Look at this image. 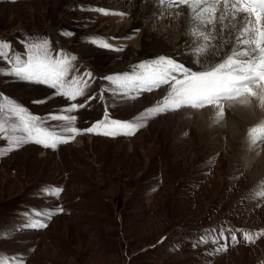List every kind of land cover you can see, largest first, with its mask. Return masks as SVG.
Returning a JSON list of instances; mask_svg holds the SVG:
<instances>
[{
    "label": "rangeland",
    "instance_id": "374dc122",
    "mask_svg": "<svg viewBox=\"0 0 264 264\" xmlns=\"http://www.w3.org/2000/svg\"><path fill=\"white\" fill-rule=\"evenodd\" d=\"M129 8L127 0H0V41L11 45L10 56L26 58L28 43L48 41L54 58L74 57L69 79L91 74L84 95L73 101L48 85L8 75L11 65L0 58V96L45 119L73 103L83 105L68 113L81 130L105 113L120 121L142 116L167 95L168 86L124 94L106 79L147 62L142 57L128 64L136 49L113 44L106 34L111 18L122 19L115 25L129 22ZM166 19L147 28L178 51L175 21ZM192 110L203 111L183 107L153 115L131 136L82 132L56 149L27 143L0 155V253L14 264H264V235L252 243L242 235L264 233V199L254 195L264 177L255 179L256 169L237 157L220 161L224 150L208 151L216 134L195 140L201 128ZM60 123L47 121L52 128ZM225 123L219 121L217 131ZM201 132L210 134L207 126ZM0 147H7L3 138ZM57 188L59 195L51 194ZM34 220L47 226L31 227Z\"/></svg>",
    "mask_w": 264,
    "mask_h": 264
},
{
    "label": "snow or ice",
    "instance_id": "6c2138e0",
    "mask_svg": "<svg viewBox=\"0 0 264 264\" xmlns=\"http://www.w3.org/2000/svg\"><path fill=\"white\" fill-rule=\"evenodd\" d=\"M169 6H186L188 10L189 32L200 41L194 49L200 70H192L170 57H158L134 66L131 73L118 74L106 79L124 94L152 91L167 85L169 91L158 104L133 121L109 119L107 113L102 121L92 127L81 130L74 126L76 116L70 115L83 105L71 104L60 114L41 118L31 114L25 107L9 97L0 96V138L7 147H0V155L17 150L27 143H36L45 148L56 149L59 144L67 143L82 132L103 134L106 136L134 135L144 122L153 115L166 111H175L183 107L203 109L213 107L215 119L224 118L223 102L241 97H255L264 108V0H161ZM105 15H123L98 9ZM225 21L231 23L232 35L224 37ZM219 22V39L212 35L214 25ZM211 28V31L209 29ZM218 41V42H217ZM104 48L113 46L103 40H93ZM231 45L228 47V45ZM121 50V49H113ZM11 45L0 41V58L5 59L11 69L7 73L19 80L40 83L55 90L69 100L83 96L88 87L90 73L83 77H70L71 60L61 54L54 58L48 41L27 44L26 58L10 56ZM87 77L88 79H86ZM261 88V93L253 90ZM40 102V101H38ZM245 99L243 103H249ZM48 120L61 122L57 128L47 125ZM250 146L264 144V122L247 130ZM62 189H54L51 194L59 195ZM257 198L264 199V183L255 192ZM60 211H63L62 209ZM36 216L45 215L37 212ZM50 218L51 213L47 214ZM47 225L34 220L31 227L44 228ZM245 241L252 243L258 235L245 232ZM232 240L238 242L237 236ZM202 242H207L204 239ZM226 250L221 248L219 251ZM0 264H9V260L0 257Z\"/></svg>",
    "mask_w": 264,
    "mask_h": 264
},
{
    "label": "bare ground",
    "instance_id": "6f19581e",
    "mask_svg": "<svg viewBox=\"0 0 264 264\" xmlns=\"http://www.w3.org/2000/svg\"><path fill=\"white\" fill-rule=\"evenodd\" d=\"M127 1H130V8L129 10L126 9L125 14L131 17L129 19V22H126L125 24L121 23L115 25L117 22L115 20L119 21L120 18H111L110 21H113L114 25H110L111 27H109L108 32L106 34L107 36L110 35L111 37H113L112 42H117L113 44L125 47L132 46L136 49V57L128 61V64L131 62L132 64L136 65L142 60V57H146V61L148 62L155 60L158 57L164 56L170 57L192 70H200V64L196 62L197 57L194 55V49L197 44L200 43V41L195 39L189 32L187 7L185 8V6H183L184 8H180V6H174L165 9V5L162 4L161 0H158L157 3H154L155 5L150 4V1L148 0ZM124 10L125 9H121L120 12H124ZM181 14H184L185 16H182V18L180 17ZM95 15L98 16V19H100V12L95 13ZM165 16L166 18L167 16L171 17L175 21V24L172 26H174L175 30L179 32V37L177 40L178 42H176L175 44V46L178 47V51H175V49L170 46L165 39L156 36L147 28L148 25L155 23L159 19L163 20L162 23L165 25L166 23H168L167 20L169 19L168 18L165 20ZM225 23L227 26L224 30V37L229 38L232 35V26L231 23H229L228 21H225ZM213 27L215 28V31L212 32V35L216 36L219 39V22H217V24ZM166 36L169 37L170 34L168 33V35ZM114 38L115 40L120 38L122 41H115ZM170 39L169 43L171 42ZM147 44H150V46H146ZM230 46L231 45L229 44L228 47ZM145 50H148L147 54H144ZM253 90L257 93H261V88L259 87L253 86ZM245 99H248L250 102L243 103ZM223 104H226V106L228 107V109L224 110L223 119L226 120V123L223 131H217V129H220V127L218 126L219 121L215 119L217 111L215 108L210 106L205 107L203 108L202 112H193L192 110V113L198 118L196 126L201 129L207 126L209 128L210 133L205 136L201 132V129H199V131L195 130L194 132L199 133L194 136V139L196 140L197 137L198 139L200 138L203 141H208L211 136H215L213 134H216V138H214V140L212 141H209L208 143V151L211 149L212 152L224 150V156L220 161L223 162L226 158H228V156L230 157L231 161L237 157L236 162H239V164L240 162H243L244 167L246 165H249L256 169L257 174L253 175L255 179L263 178L264 149L261 150L260 146H250L247 137L244 146H242V142L243 139H245L244 135L247 134L246 126L250 125L248 123L255 121L256 118H259L260 120L258 124L264 122V118H260L264 114V108L260 106L259 101L255 97H241L240 99L237 98V100L233 99L224 101ZM201 110L202 109L195 111ZM142 136L143 135L139 137L141 138ZM77 141L78 143L82 142L81 139ZM207 150L205 148L203 151L206 152ZM238 152L240 154H238ZM0 255L5 259L9 260V264H14L13 261L8 258L4 253H0Z\"/></svg>",
    "mask_w": 264,
    "mask_h": 264
}]
</instances>
